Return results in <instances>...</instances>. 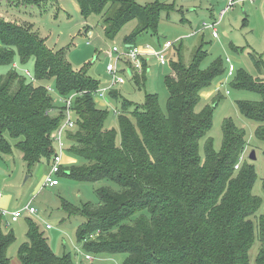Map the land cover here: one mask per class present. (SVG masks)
Returning <instances> with one entry per match:
<instances>
[{
  "label": "trees",
  "instance_id": "16d2710c",
  "mask_svg": "<svg viewBox=\"0 0 264 264\" xmlns=\"http://www.w3.org/2000/svg\"><path fill=\"white\" fill-rule=\"evenodd\" d=\"M76 1L83 17L98 16L110 38L135 19L136 25L123 38L126 45L135 44L144 32L156 34L161 12L169 14L174 9L160 2ZM183 45L182 41L174 43L168 63L166 111L153 93H145L141 108L131 109L133 103L123 100L116 113L118 137L114 129L104 128L107 111L94 102L99 83L85 69H73L64 50L49 48L29 27L0 16V64L13 63L15 55L21 62L33 59L34 78L53 79L60 97L74 93V124L63 133L84 164L67 171L61 167L58 173L86 182L108 180L117 186L95 189V203L63 205L69 215L82 218L76 236L86 252H122L126 254L122 264H249V249L258 235L254 264H264V213L255 215L261 198L252 192L257 176L249 163L235 168L246 144L245 131L225 119L222 145L216 150L208 135L212 107L207 104L195 110L199 92L227 73L225 60L216 57L203 67L208 55L203 44L190 50L187 59ZM251 57L255 67L264 71L263 57ZM146 71L144 60L142 72H131L138 87ZM229 83L235 90L259 95V100L239 99L237 105L243 116L256 122L255 137L264 142L263 78L236 69ZM111 93L115 96L116 90ZM64 109L63 104L53 102L46 87L8 70L0 77V152L12 151L2 135L7 132L19 139L15 146L29 170L40 159L50 163L56 152L53 133L63 120ZM200 139L205 144L203 156ZM261 184L264 193V178ZM2 220L0 264H10L7 248L15 236L13 229L1 227ZM26 226V240L18 250L21 264H72L70 255L54 254L34 221L28 218Z\"/></svg>",
  "mask_w": 264,
  "mask_h": 264
},
{
  "label": "rangeland",
  "instance_id": "374dc122",
  "mask_svg": "<svg viewBox=\"0 0 264 264\" xmlns=\"http://www.w3.org/2000/svg\"><path fill=\"white\" fill-rule=\"evenodd\" d=\"M143 5L146 3L160 2L173 5V11L166 14L162 11L158 20L156 34L144 32L136 37L135 44L142 47L145 43L157 47L166 40L182 41L185 58H189L190 50L203 44L208 55L203 62V67L216 57L225 60L229 57L234 72L244 70L251 77L263 78L264 71L260 72L255 67L252 54L261 55L264 60V0H235L232 8L225 10L220 18L227 0H134ZM0 16L23 27H29L32 32L44 39L46 45L54 50H64L66 59L75 70L85 69L100 87L103 95L94 96L97 108L106 109L104 128L114 129L118 132L117 110L121 108L123 100L133 103L141 108L144 104L145 93L157 95L159 105L166 111L168 91L164 79L170 73V65H158L154 57L149 56L146 62L145 80L141 87L136 85L128 70V61L122 55L117 63L118 75L123 78L121 83H113L112 76L106 71V64L114 62L116 53L109 56L113 45L117 46L118 53L127 50L123 38L133 29L135 19L129 20L120 30L107 37L101 25V20L95 14L83 17L79 11L76 0H0ZM216 20L217 37H212L210 29L203 28L204 21ZM91 31L92 34H88ZM175 50V49H174ZM114 57V58H113ZM110 58L113 60L110 61ZM172 58V57H171ZM226 63L224 62V66ZM226 67V66H225ZM14 69L16 73L25 76L34 85L41 84L51 88L48 92L56 104L62 105L58 89L53 79H36L34 61L29 59L21 62L17 55L13 63L0 64V77L7 71ZM28 72V73H26ZM233 72V75H234ZM232 76L227 73L214 78L206 88L199 92V102L195 110H200L205 105L212 107V125L208 135L212 137V144L216 150L221 147L222 129L225 119H231L235 126L245 131V146L240 154L239 164L253 165L256 179L252 187L253 194L261 198V205L255 215L264 213V193L261 181L264 178V142L258 141L254 131L256 122L247 119L239 112L237 101L239 99L259 100L255 92L233 89L230 86ZM115 96L111 91H115ZM4 139L10 144V154L0 152V192L10 200L8 209L22 210L18 220L8 225L1 224L4 230H12L14 240L7 248L10 263H17L18 250L27 236V219H31L43 231L46 240L55 255L68 254L72 264H122L126 254H94L86 252L82 243L77 240V227L82 221L81 217L69 215L64 210V204L81 206L84 203H95L98 200L95 189L105 185L113 189L117 186L108 180L102 182L80 181L69 178L66 174L57 173L58 184L54 187L42 186L44 175L50 170L49 160L43 158L30 168L22 161L21 153L15 143L19 139L3 132ZM63 152L61 158V171H67L73 165L84 164L82 157L71 150V143L66 141L63 134ZM201 156L204 155V141L199 140ZM52 148L59 151L56 141ZM255 153V159L248 155ZM34 208L33 213H26V206ZM254 218V217H253ZM256 221V219L254 218ZM51 225L47 228L45 225ZM260 242L256 235L254 243L249 249V264H254ZM90 258H86V256Z\"/></svg>",
  "mask_w": 264,
  "mask_h": 264
},
{
  "label": "built area",
  "instance_id": "2783aa9c",
  "mask_svg": "<svg viewBox=\"0 0 264 264\" xmlns=\"http://www.w3.org/2000/svg\"><path fill=\"white\" fill-rule=\"evenodd\" d=\"M235 0H227V3L224 5L225 7L221 9L219 18L221 14L227 10L233 7ZM218 22L216 20L211 21H204L203 28L210 29L212 37H217V28L216 24ZM175 41L166 40L163 43H159V45L155 48L152 45L145 43L142 47L137 46L136 44H129L126 45L127 50L123 53H118L117 46L113 45L111 50L109 51V56H113L114 53H116V57L114 59V62H108L106 64V71L112 76L113 83H121L123 81V78L118 75L117 71V63L121 59L122 55L126 57V60L128 61V70L129 71H136L138 73L142 72L143 68V61L146 60L149 56H153L158 65H165L169 63L170 52H172L174 48ZM114 58V57H113ZM113 58H110V61L113 60ZM225 63L227 67V75L232 76L233 72L235 70V67H233V64L231 63L229 57L225 58ZM28 73V72H26ZM48 91L51 89L47 87ZM103 87H99V89L96 91V95L100 98L103 95ZM74 93L70 94L68 97H60L62 99V103L65 107L63 112V120L61 124L55 129L53 140L56 141L57 147L59 151L55 152L52 156V159L50 161L51 167L50 170L44 175L43 177V183L42 186L44 187H54L56 184H58V179H56V174L60 171L61 168V158H62V152H63V132L66 128H70L74 124V120L72 118V96ZM113 112H118L117 108H112ZM240 158V157H239ZM240 160V159H239ZM239 162L235 165V168H238ZM1 195V192H0ZM26 213H33L34 208L32 206H26L24 209ZM22 213V210H11L8 211L7 209L0 207V217L3 219L2 224L8 225V220L10 222L15 221L18 219L20 214ZM47 228H50L51 225L46 224ZM86 258H90V256H86Z\"/></svg>",
  "mask_w": 264,
  "mask_h": 264
},
{
  "label": "crops",
  "instance_id": "0c3cea01",
  "mask_svg": "<svg viewBox=\"0 0 264 264\" xmlns=\"http://www.w3.org/2000/svg\"><path fill=\"white\" fill-rule=\"evenodd\" d=\"M88 34H92V32L91 31H89L88 32ZM172 52H170L169 54H171ZM153 57V56H152ZM146 62H147V59H146ZM9 205H10V200H8V198H6L5 196H3V195H0V207L1 208H4V209H7L8 211H11V209H8L9 208ZM18 220V219H17ZM16 221V220H15ZM11 264V263H10ZM13 264H15V263H13ZM16 264H21L20 263V261L18 262L17 261V263Z\"/></svg>",
  "mask_w": 264,
  "mask_h": 264
},
{
  "label": "water",
  "instance_id": "95a60500",
  "mask_svg": "<svg viewBox=\"0 0 264 264\" xmlns=\"http://www.w3.org/2000/svg\"><path fill=\"white\" fill-rule=\"evenodd\" d=\"M130 73H131V71H130ZM248 158L251 159V160L255 159V153H254L253 150L249 153Z\"/></svg>",
  "mask_w": 264,
  "mask_h": 264
}]
</instances>
